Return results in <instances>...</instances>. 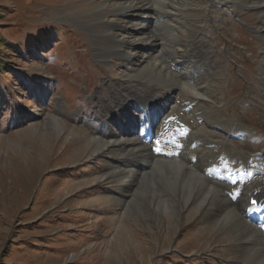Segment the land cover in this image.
Here are the masks:
<instances>
[{
	"label": "rangeland",
	"instance_id": "374dc122",
	"mask_svg": "<svg viewBox=\"0 0 264 264\" xmlns=\"http://www.w3.org/2000/svg\"><path fill=\"white\" fill-rule=\"evenodd\" d=\"M157 1L144 0L158 11L183 6L189 10L199 8L203 14L185 13L176 24L164 18L154 29L162 40L160 57L153 55L158 59L134 73V81L142 88L148 80L156 92L173 87L172 82L161 83L162 78L151 72L149 65H170L173 51L180 56V50L188 44L186 37L192 36L185 23H204H192L191 28L198 32L196 38L205 42L206 53L202 54H212L208 64L213 69L198 73L200 78L191 82L205 91L206 83L213 81L214 88L206 91L211 107L206 108V116L201 110L195 112L187 104L191 101L187 97L190 91L183 90L182 96L178 92L173 95L178 112L190 108L188 116L192 121L206 118L207 122L214 102L222 111L225 108L221 122L230 129L223 132L206 125L214 133L211 140L218 143L206 144L210 153L204 165L211 168L223 158L227 166L221 173L230 178L234 173L228 169L241 162L242 155L255 157L252 167L254 161H260L263 169L259 173L256 168L253 176H261L264 20L260 10L253 8L249 0L235 2L234 12L230 8L234 0H215L216 4H210L215 6L210 8L212 14L206 13L204 3L208 0ZM118 3L0 0V35L14 48L0 47V264H258L255 253L238 237L236 225L230 223L236 218L225 215L226 211L235 214L236 198L245 197L249 189L247 181L233 184L236 187L231 190L215 177L217 182L211 181L225 191L233 205L219 198L207 202L198 212H190L182 208L181 199L173 198L176 216L163 210L173 197L172 189L163 191L160 198L134 184L132 174L114 179L117 148L100 149L94 144V138L104 140L110 134L116 137V122L136 105L133 98L126 99L115 87L126 71L121 58L128 51L127 47L115 49V36L123 38L126 30L122 28L132 26L129 20H133L114 13ZM142 17L140 14L137 18ZM101 99L106 102L103 108L107 106L105 110L110 113L108 123L98 115ZM117 100L123 101L120 109L115 108ZM146 114L149 113L144 114L145 123L139 120V125H146ZM183 120L177 117V122L185 124L180 129H191V120ZM237 125L247 128L252 136L233 134ZM175 129L174 125L166 132L160 129V140L150 132L141 139L150 137L146 144L163 145L165 139L172 141ZM164 148L171 146L166 144ZM233 148L237 149L235 155ZM183 154L194 166L199 164L189 149ZM159 166L155 164V168ZM256 181L261 185L248 192V199L264 197V177ZM260 188L263 195H258ZM263 206L261 200L256 209H251L259 214ZM256 243L260 245L258 240Z\"/></svg>",
	"mask_w": 264,
	"mask_h": 264
},
{
	"label": "bare ground",
	"instance_id": "6f19581e",
	"mask_svg": "<svg viewBox=\"0 0 264 264\" xmlns=\"http://www.w3.org/2000/svg\"><path fill=\"white\" fill-rule=\"evenodd\" d=\"M118 1L119 3L115 6L116 12L114 13H116L117 16L120 15L124 18L130 16L133 20H129V23L132 24V26L122 28L126 30L123 34L125 35L123 38L115 36V42L113 44L115 49L119 51L123 47L128 48V51L125 54L122 53L123 55L121 58L124 70L126 71H123L121 81H117L118 83L115 87L120 90V93L122 92L126 99L133 98L135 100L134 104L136 105L133 106V110L129 107L130 109H127V116L120 118L119 122H116L117 128L114 125L116 130L119 129V133L117 134L116 132V137L110 134L104 140L99 138L93 139L97 148L101 149V147L113 146L117 148L118 158L116 160L118 162L114 167L112 177L116 179L125 174H129L127 177L129 178L131 176L130 174H132L134 177L132 182L134 184L144 186V189L155 192L160 198L162 197L163 191L166 193L168 192L167 190L172 189L171 193H173V197L166 202L163 210L171 211L173 212L172 214L176 216L179 215L176 213L177 207L175 206V199H181L183 202L182 208L189 209L190 212H198L203 206H206L207 202L219 198L222 199L221 202L233 205V202L230 203V198L225 194V191L218 189L211 179L206 176V171L210 167L204 165L206 156L210 153L206 150V144L213 145L218 143L211 140V137H214V133L208 131L206 125L210 126V128L214 127L219 131H228L230 127L221 122L225 114V108L222 111V109L214 102L212 112H210L209 115L211 121L209 120L206 122V118L204 120L197 118L192 121L190 116H188L190 108L178 112V101H174L173 97L176 92H178L179 96H182L184 94L183 90L190 91V93H187V97H190L191 101L187 104L190 103L191 108H194L192 110L195 112L197 110L203 111V116H206L207 114L206 108L211 107V103L209 102L210 98L206 95V91L214 88L213 81L211 84H209V82L206 83L205 91L196 88V84L191 82L192 80L196 82L200 78L198 73L203 74L210 72L213 69V66L208 64L211 60L212 54L209 52L206 55L202 54L203 52L206 53L205 42L197 39L196 35L198 36V32L191 28L192 23L196 25H203L204 23L197 20L194 21L193 19L192 22L185 23L187 27L190 28V30L186 31L190 32L189 34H192V36L190 37V35H188L186 37L187 40L189 39L186 49L180 50L183 58L181 55L179 56L175 50L173 51L171 64L174 65V68L171 64L166 65L164 62L149 65L151 72L158 73L160 80L162 78L161 83L169 84L172 82L174 84L173 87H167V90L165 91L161 92L160 90L156 92L155 90H152L150 86L151 83L147 80V83L144 82V87L139 88L134 81L136 77L133 75L144 68L148 62L153 59L155 61V59L160 57L159 54L162 40L154 33V29L157 28V25L162 22L164 18H167V22L176 24V20L179 16L185 13H188L190 16L195 15L198 12L200 14L203 13L200 12L199 8L194 7H190L189 10L188 8L185 9L183 6H175L176 8H174V10L166 12L163 10L158 11L157 7L144 2V0L139 2H137V0H128L126 3L122 2L123 0ZM237 1L238 0H234L230 5L233 12L235 8L234 4ZM159 3H157L158 6H161ZM204 4L206 7V13L212 14L213 11L210 10V8H214L215 6L210 4H216L215 0H208ZM249 4H251L253 8L260 10L259 15L264 20V0H249ZM162 8H164V6ZM180 8H182V10H180ZM140 14H143V17L137 18ZM164 25L167 24L162 23V26ZM261 40L264 42V35H261ZM153 50H155V52ZM153 55L159 56L157 58L155 56L154 58ZM102 58L104 59V56ZM196 59H198L197 62H195ZM261 72L264 73V67ZM155 76L157 78V75ZM153 97H155V99H153ZM169 99H172L173 101L170 102ZM101 100L102 103L99 104L98 115L101 117V120H104L102 122L108 123L106 120H110L108 119L110 113L107 109L105 110L107 106L103 108V104L106 102L103 99ZM153 101H155L154 104L152 103ZM97 102H100L99 98L97 99ZM122 102L117 100L115 108L120 109L123 106ZM125 102L126 101H124V103ZM149 103L151 106H149ZM145 113H149L148 115L146 114L148 121L146 125L141 124L142 129L153 134L155 138L162 136L160 125L164 124L168 118L174 117L175 114H177V117H184L183 121L185 123L191 120L190 122L192 126L190 133L187 138L184 135H174L172 141H167L166 139L164 141L161 140L163 141V145L158 142L156 144L153 143L152 145L146 144L143 142V139H141V136L137 131L135 132V130H132L133 126L139 125V120L142 123H145ZM134 117L138 118L137 121ZM133 119H135L136 122ZM181 128L183 129L185 127ZM236 129L237 130L234 131L233 134L239 133L241 134L240 137L243 134H247L249 137L252 136H250V131L245 127L237 125ZM224 143L227 144L226 142ZM166 144H169L171 149H165L164 146ZM163 148L167 154L160 151L163 150ZM185 149H189L191 153L193 152V157L199 161L198 165L195 164L196 166H194L191 164L192 162L186 160L185 155L183 154ZM232 151L233 155H235L237 149L233 148ZM175 153L179 154L177 159L175 158ZM247 161L248 158H243L242 155L241 162L234 163L235 166L232 165L233 168L228 169L229 172L231 171L234 173V177L230 176V178L221 173V170L226 168L221 167L220 170H216V167L214 166L211 168L218 173L219 177H216V180L224 186L227 185L226 182H230L232 185L245 181L248 182L249 189L247 190L245 197L242 195L241 197H237L236 201L234 200L235 205L237 206V208L234 206L235 214H233L232 211H226L225 215L226 218H236V220L231 221L230 223L236 225L238 237L245 241L246 247L255 253V261H258V264H264V211L262 210V212L258 214L251 209L249 200L252 197L257 198V196H250L249 199L247 198L248 192L256 191L257 186L261 185V183L256 180L261 179L262 176L264 177V173L261 176H258L257 174L253 181H249V171L247 168H251L252 165L249 166ZM261 161L264 162V160ZM156 163L160 164L158 168H155ZM254 165L257 169H263V164L260 161H254ZM253 186L256 187L254 188ZM234 187H236V185H234ZM258 195H263V188H260ZM193 201L194 203L192 204ZM256 240L260 242V245L256 243Z\"/></svg>",
	"mask_w": 264,
	"mask_h": 264
},
{
	"label": "trees",
	"instance_id": "16d2710c",
	"mask_svg": "<svg viewBox=\"0 0 264 264\" xmlns=\"http://www.w3.org/2000/svg\"><path fill=\"white\" fill-rule=\"evenodd\" d=\"M0 47H6V49H12V50H14V48H13V46L11 47L10 45H7L6 43H5V40H4V38L0 35Z\"/></svg>",
	"mask_w": 264,
	"mask_h": 264
},
{
	"label": "snow or ice",
	"instance_id": "6c2138e0",
	"mask_svg": "<svg viewBox=\"0 0 264 264\" xmlns=\"http://www.w3.org/2000/svg\"><path fill=\"white\" fill-rule=\"evenodd\" d=\"M252 203H253V204H255L256 202H255V201H253Z\"/></svg>",
	"mask_w": 264,
	"mask_h": 264
}]
</instances>
